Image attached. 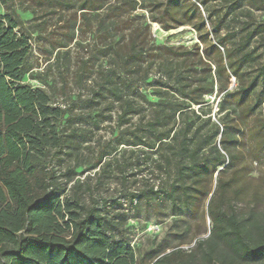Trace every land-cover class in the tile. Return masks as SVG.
I'll return each mask as SVG.
<instances>
[{
  "label": "trees",
  "instance_id": "1",
  "mask_svg": "<svg viewBox=\"0 0 264 264\" xmlns=\"http://www.w3.org/2000/svg\"><path fill=\"white\" fill-rule=\"evenodd\" d=\"M28 1L33 5H73L70 0ZM28 1L0 0V264H138L132 246L118 236L123 214L110 215L91 189L86 195L84 181L77 177L83 173L77 170L78 162L57 166L56 158L70 156L77 149L75 131L68 134L66 130L74 117L66 105L52 103L47 82L34 86L25 80L32 44L16 4L27 9ZM78 1V10H105L111 24L106 27L108 32L113 30L112 24H122L124 32L103 50L108 59L88 79L90 91L85 100L96 107L114 108L118 126H126L122 131L128 137L123 143L137 155L155 154L156 166L168 178L160 188L145 184L131 190L129 202L163 194L176 213L211 193L207 206L211 230L196 246L203 264H264V216L243 217L225 203L228 182L221 176L234 164L242 126L255 111L250 98L256 83L246 81L244 73L253 59L254 49L248 48L251 41L264 40L263 23L248 20L253 17L252 10L262 9V1L248 0L251 8L243 13L239 37L234 30L221 34L220 19L212 21L208 30L202 18L193 23L198 10L193 1L159 2L167 21L158 17L151 21L165 30L173 23H190L199 39L208 42L204 55L195 47L202 67L196 66L206 75L192 88L188 79L199 69L174 66L169 61L183 56L177 52L182 47L150 44L141 24L123 19L125 4L133 10L139 0ZM228 2L233 11L239 0ZM29 11L35 14L32 8ZM229 76L237 81L231 90L226 89ZM153 82L155 101L145 94V85ZM217 87L223 91L218 107L222 126L210 122V115L205 116L203 110L196 113L191 107L202 105L205 94ZM134 117L137 124L131 122ZM205 126L209 129L202 132ZM257 127L264 147L261 118ZM102 156L94 167H101ZM220 166L211 192L206 175L212 176ZM186 254L177 247L151 264H186L182 260ZM187 256L192 258L194 253Z\"/></svg>",
  "mask_w": 264,
  "mask_h": 264
},
{
  "label": "rangeland",
  "instance_id": "2",
  "mask_svg": "<svg viewBox=\"0 0 264 264\" xmlns=\"http://www.w3.org/2000/svg\"><path fill=\"white\" fill-rule=\"evenodd\" d=\"M70 1L74 6L64 7L62 3L33 5L28 1L25 5L30 8L26 9L16 4L22 18V27L32 44L27 61L29 71L25 80L34 86L42 84V80L47 82L46 89L52 103L66 105L74 117V120L67 124L66 130L68 134L75 131L73 139L77 149L70 156L61 154L60 158H56L57 166L70 167L78 162L77 170L83 173H79L77 177L84 181L82 188L86 190V195L88 189H91L97 203L104 204L110 215L123 214L124 219L120 218L123 226L118 236L132 246L138 264H151L157 257L177 247L187 253L182 256L184 263L203 264L201 251L196 249V246L199 240L207 239L211 230V219L207 214L211 193L196 199L187 207L183 206L182 210L176 213L171 210V203L163 194L152 196L146 201L129 202L127 194L131 190L145 184L155 189L160 188L168 178L165 171L156 166L155 154L137 155L136 152H131L130 145L123 143L128 137L122 131L126 126H118L114 108L108 110L104 106L96 107L85 100L90 91L88 79L94 76L99 65H105L108 59L103 50H106L111 41H117L124 32L120 28L121 23V26L112 24L113 30L108 32L106 27L111 24L108 23L105 10H78L76 7L79 1ZM165 1L139 0L133 10H128L130 6L126 3L124 8L127 10L123 19H132L134 23L141 24L150 44L182 47L177 52L183 56L169 60L174 66H196L199 64V58L195 47H198L200 55H204L208 42L199 39L193 25L172 22L173 27L165 30L157 21H151V17L167 21V16L163 15L162 8L159 7V2ZM190 1L198 6L191 19L193 23H200L202 18L205 21V29L208 30L212 21L220 19L223 21L221 34L234 30L238 32L237 37L241 36L239 31L241 19H244L243 13L251 8L247 5L248 0L236 2L233 11L229 9V0ZM261 1L262 9L252 10L253 17L248 20L255 24L263 23L261 34L264 36V0ZM31 8L35 10L34 15L29 11ZM236 16L238 18L233 20L232 17ZM209 36L210 41L212 36ZM259 40H252L248 47L254 49L253 59L247 63L244 73L246 81L255 80L256 83L250 98L255 111L247 117L245 125L242 126L237 147L238 156L234 164L221 173L222 179L228 182L223 197L225 203L232 205L243 217L264 216V147L260 145L262 132H257L260 118L264 123V40L258 42ZM62 43L67 46H59ZM209 53L210 56L214 55L212 51ZM199 66H196L199 73L188 79L192 84L191 88L194 84H199L196 80L205 78L206 72H200L202 65ZM214 69L212 65V74ZM153 72L152 70L151 73ZM227 80L226 89L231 90L237 81L233 84L232 76ZM153 84L154 82L145 85V94L155 101L156 98L151 95L155 91ZM222 93L219 87L214 88L211 93L205 94L202 105L191 107L196 113L203 110V113H207L205 116L210 115V122L222 126L219 120L221 113L218 110ZM104 116L106 118H103ZM135 121L136 117L131 120L137 124ZM208 129L209 127L205 126L202 132H207ZM134 148L133 150L139 149ZM100 154L103 155L100 163L102 165L94 167ZM222 167L220 166L212 176L206 175L205 179L210 183L211 192ZM192 253L194 257L189 258L187 255Z\"/></svg>",
  "mask_w": 264,
  "mask_h": 264
},
{
  "label": "built area",
  "instance_id": "3",
  "mask_svg": "<svg viewBox=\"0 0 264 264\" xmlns=\"http://www.w3.org/2000/svg\"><path fill=\"white\" fill-rule=\"evenodd\" d=\"M232 80H233V82H234L235 79L232 77Z\"/></svg>",
  "mask_w": 264,
  "mask_h": 264
}]
</instances>
